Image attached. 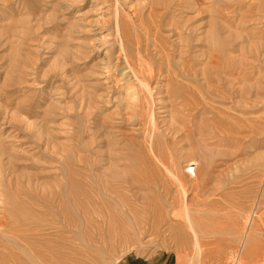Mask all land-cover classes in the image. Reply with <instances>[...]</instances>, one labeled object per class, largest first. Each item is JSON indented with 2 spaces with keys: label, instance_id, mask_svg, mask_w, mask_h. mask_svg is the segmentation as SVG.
Returning <instances> with one entry per match:
<instances>
[{
  "label": "rangeland",
  "instance_id": "1",
  "mask_svg": "<svg viewBox=\"0 0 264 264\" xmlns=\"http://www.w3.org/2000/svg\"><path fill=\"white\" fill-rule=\"evenodd\" d=\"M259 131L264 0H0V264H264Z\"/></svg>",
  "mask_w": 264,
  "mask_h": 264
},
{
  "label": "bare ground",
  "instance_id": "2",
  "mask_svg": "<svg viewBox=\"0 0 264 264\" xmlns=\"http://www.w3.org/2000/svg\"><path fill=\"white\" fill-rule=\"evenodd\" d=\"M149 24H150V23H148V22H147V24H141V25H143V28H144V30H145V32H146V33H145L146 35H147V33H148V30H149ZM155 24H156V23H155ZM155 38H156V37H155ZM147 41H148V39H147ZM154 45H155V47L157 46V45L155 44V42H154ZM158 52H159V51H158ZM146 56H147V55H146ZM148 56H149V55H148ZM140 60H143V58L141 57ZM133 65H134V64H133ZM139 65H140V66H143V62H140ZM138 70H139V69H138ZM136 75L139 76L137 73H136ZM139 77H140V76H139ZM139 80H140V79H139ZM141 80H142V79H141ZM141 80H140V81H141ZM144 83H145V82H144ZM144 83H143V84H144ZM144 85H145V84H144ZM238 127H239V126H238ZM231 131H232V129H231ZM232 132H233V131H232ZM234 132H235V131H234ZM262 132H263V131H262ZM262 132L259 131V133H257L258 136H259L258 139H257V141H258V142H261V143H264V135H263ZM240 138H241V137H240ZM246 191H247V190H246ZM8 198H9V197H8ZM188 217H189V216H188ZM187 219H188V218H187ZM261 222H262V221H261ZM188 224H189L190 227H192L190 221H189ZM192 228H193V227H192ZM191 230H192V229L190 228V231H191ZM194 231H195V230H194ZM192 232H193V231H192ZM193 234H194V233H193ZM193 234H191V236H193ZM196 236H197V235H196ZM196 236H195V238H194V241H196L195 243L197 244ZM192 239H193V238H192ZM195 243H194V244H195ZM194 246H196V245H194Z\"/></svg>",
  "mask_w": 264,
  "mask_h": 264
},
{
  "label": "built area",
  "instance_id": "3",
  "mask_svg": "<svg viewBox=\"0 0 264 264\" xmlns=\"http://www.w3.org/2000/svg\"><path fill=\"white\" fill-rule=\"evenodd\" d=\"M193 169H190L189 172L192 173Z\"/></svg>",
  "mask_w": 264,
  "mask_h": 264
}]
</instances>
